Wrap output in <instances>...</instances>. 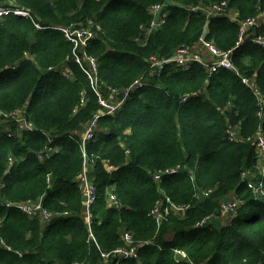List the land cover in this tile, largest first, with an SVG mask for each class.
Here are the masks:
<instances>
[{
	"label": "trees",
	"instance_id": "1",
	"mask_svg": "<svg viewBox=\"0 0 264 264\" xmlns=\"http://www.w3.org/2000/svg\"><path fill=\"white\" fill-rule=\"evenodd\" d=\"M222 1L0 0L31 14L0 17V114L22 109L34 125L0 127V264H114L103 254L131 246L140 259L119 264H264V105L242 82L255 79L264 97V47L251 36L239 43L238 23L212 11ZM229 1L240 19L264 12V0ZM157 4L163 24L147 31ZM61 26L94 32L87 52L98 62L96 89ZM250 32L264 34V24ZM203 37L233 50L238 71L154 66L152 57L170 58ZM113 88L129 95L99 117L83 148L99 98H123ZM84 154L96 187L90 229L77 178ZM231 197L236 210L221 224ZM28 199L53 216L15 206ZM176 248L187 258L176 260Z\"/></svg>",
	"mask_w": 264,
	"mask_h": 264
},
{
	"label": "built area",
	"instance_id": "2",
	"mask_svg": "<svg viewBox=\"0 0 264 264\" xmlns=\"http://www.w3.org/2000/svg\"><path fill=\"white\" fill-rule=\"evenodd\" d=\"M229 8V1H222L220 3L215 4L212 7V11L215 13H224ZM161 10V5L157 4L153 7V13L155 15V18L151 21V25L146 28L147 31H152L156 29V27H160L163 23V20H161V17L159 16V12ZM8 13H14L17 16H23V17H31V14L28 10L20 7H5L0 5V17L8 14ZM235 20L239 24L238 28V36H239V43L245 41L249 36V40H251L256 45H261L264 47V34H257L252 35L250 32L251 28L254 27L257 23L264 24V12H262L258 17L254 18H245V19H236ZM38 27H41L37 24ZM61 31L64 32L66 38L71 41L74 44V58L75 61L80 65L82 70L87 74L88 78L90 79V82L94 89L98 87V81H97V73H98V62L97 58L87 52V45L91 38L94 37V32L90 28H70L61 26L59 27ZM202 45H195L192 48L187 47H181L178 49L176 54L170 58H163L159 60L157 57H152L154 60V66H159L161 63H172L177 64L184 69H188L191 66H193L195 63H199L200 65H203L206 67L209 71V75L213 74V72L218 68H224L232 71H237V68L234 63L233 59V50L223 51L219 47L216 46V44L210 40H207L206 38H202L201 41ZM202 47L208 51L207 54H203L202 52H199L197 50H193L194 48ZM66 76H69L68 73H65ZM242 82L250 87L254 93L256 94L258 101H260L261 104L264 105V97L262 96L261 92L259 91L255 79H250L246 76L242 77ZM139 84L137 81L135 84H133L131 87L134 89L136 88L135 85ZM141 84V82H140ZM139 84V85H140ZM130 89H119L113 88V93L117 92H123L124 96L122 99H120L118 102L109 101L104 98H99V102L103 108L102 111H98L94 114L93 119L90 121L88 126L85 128V132L83 137L80 141V146L83 148L85 147L88 140H91L95 136L97 121L101 115L111 114L116 112L122 103H124L125 98L129 95ZM18 112V111H17ZM15 113V112H14ZM13 113V114H14ZM261 116L264 117V111H261ZM21 127V126H20ZM34 127L33 123L31 121H27L26 127L24 129L30 128L32 129ZM22 128V127H21ZM264 130V129H263ZM10 136L14 135L13 133H9ZM257 144L259 148V157H264V132H259V135L257 137ZM59 148H53V151H58ZM47 151H51V149H48ZM263 154H262V153ZM85 159L83 163V169L78 174L77 178L79 181L80 186L82 187L84 191V208H85V216L87 220V225L89 226V229L91 228V219H92V211L91 207L96 201V187L92 183L91 179L88 175L87 170V157L84 154ZM45 157L44 154H40L39 158L43 160ZM13 159L9 158L10 165L13 163ZM110 169H112L111 166H109ZM159 177V175H158ZM50 180V179H49ZM259 189H256L258 191ZM110 201L119 205V202L116 200V196L110 193L109 197ZM232 202V201H229ZM236 200L234 199V204H236ZM225 204V202L223 203ZM222 204V205H223ZM7 205H12L11 203H7ZM15 206L19 207L21 210L32 214L35 212H41L45 217L50 218L53 216V213L48 211L42 206L41 201H33L32 199H28L26 201H23L19 204H16ZM235 207V208H234ZM178 208V207H176ZM179 209V208H178ZM222 209V207H221ZM232 211L236 210V206H232L231 204H227L224 206L223 211ZM166 211L169 210L168 207L165 209ZM154 212L162 214L163 211L159 209V207H156ZM205 220L199 221L198 224L202 225ZM125 241L129 244H131V235L129 233H125L124 235ZM0 244L5 245L6 242L3 238L0 237ZM105 257H109L110 255L116 256L117 260L114 264H119V261L122 259H131L135 258L136 260L140 259V253L137 247L131 246V247H119L115 249L113 252L105 253L103 254Z\"/></svg>",
	"mask_w": 264,
	"mask_h": 264
},
{
	"label": "rangeland",
	"instance_id": "3",
	"mask_svg": "<svg viewBox=\"0 0 264 264\" xmlns=\"http://www.w3.org/2000/svg\"><path fill=\"white\" fill-rule=\"evenodd\" d=\"M72 27H78V26H74L72 25ZM193 50H197L199 52H202L203 54H207L208 51L202 47H199V48H194ZM23 114H24V110H19L18 112H15L13 115H10V114H0V127H2L3 130H11V126H13V121L17 122L19 125L18 129L16 131H19L21 129H24L26 127V123L27 121L29 122L30 120L28 119H25L23 120ZM22 128H21V127ZM258 151H259V148H258ZM260 152V151H259ZM262 153V152H261ZM263 154V153H262ZM264 156V155H263ZM260 160H259V163H260V167H264V157H259ZM156 177H158V174L156 175ZM229 201H232V202H229ZM224 203V202H223ZM113 204V203H111ZM227 204H231L232 206H236L237 207V202L236 204H234V199L233 197H231L230 199H228L227 201H225V204H223L221 207V211L222 213H220L218 216L222 217V221L220 222L221 224H227L230 220V215H231V212H233L231 209L230 211H223V208L225 205ZM235 208V207H234ZM177 259V258H176Z\"/></svg>",
	"mask_w": 264,
	"mask_h": 264
},
{
	"label": "clouds",
	"instance_id": "4",
	"mask_svg": "<svg viewBox=\"0 0 264 264\" xmlns=\"http://www.w3.org/2000/svg\"><path fill=\"white\" fill-rule=\"evenodd\" d=\"M225 1H229V0H225ZM234 9H232V8H230V1H229V8L227 9V11L226 12H224L223 14L224 15H226V16H228L229 18H230V20L231 21H234V22H237L236 20H235V18L236 19H240L239 18V14L238 15H234L233 14V11ZM240 20H242V19H240ZM238 23V22H237ZM239 25V24H238ZM235 63V62H234ZM236 66V65H235ZM238 71V70H237ZM236 72V71H235ZM256 84H257V82H256ZM175 255H177V259L176 260H182V259H184V258H187V255H186V253H185V251L183 250V249H180V248H176L175 249Z\"/></svg>",
	"mask_w": 264,
	"mask_h": 264
},
{
	"label": "crops",
	"instance_id": "5",
	"mask_svg": "<svg viewBox=\"0 0 264 264\" xmlns=\"http://www.w3.org/2000/svg\"><path fill=\"white\" fill-rule=\"evenodd\" d=\"M232 12H233V14H234L235 16L238 15V11H237V10H233Z\"/></svg>",
	"mask_w": 264,
	"mask_h": 264
}]
</instances>
